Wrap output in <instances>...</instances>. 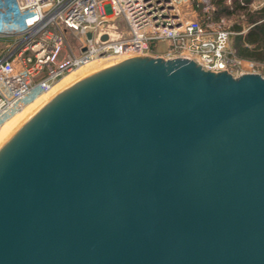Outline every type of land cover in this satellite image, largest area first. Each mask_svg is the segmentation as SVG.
<instances>
[{
    "label": "water",
    "instance_id": "obj_1",
    "mask_svg": "<svg viewBox=\"0 0 264 264\" xmlns=\"http://www.w3.org/2000/svg\"><path fill=\"white\" fill-rule=\"evenodd\" d=\"M0 264H264V75L141 54L60 89L0 143Z\"/></svg>",
    "mask_w": 264,
    "mask_h": 264
},
{
    "label": "built area",
    "instance_id": "obj_2",
    "mask_svg": "<svg viewBox=\"0 0 264 264\" xmlns=\"http://www.w3.org/2000/svg\"><path fill=\"white\" fill-rule=\"evenodd\" d=\"M200 3L201 8L197 7ZM213 0H0V125L64 74L93 59L149 55L194 58L206 69L263 75L264 61L231 46L243 14L214 17ZM232 0H227L231 6ZM243 4V3H241ZM264 0H252L247 10ZM199 8V9H198ZM121 19L126 32L113 23ZM67 32L77 53H62ZM90 33L87 38L86 33ZM106 37L102 39V36Z\"/></svg>",
    "mask_w": 264,
    "mask_h": 264
},
{
    "label": "trees",
    "instance_id": "obj_3",
    "mask_svg": "<svg viewBox=\"0 0 264 264\" xmlns=\"http://www.w3.org/2000/svg\"><path fill=\"white\" fill-rule=\"evenodd\" d=\"M244 1V3H248L250 0ZM246 5L239 4L238 0H234L233 4L229 6L224 3V0H218L213 15L214 17H230L244 11L249 23L252 25L245 34H235L231 46L242 57L264 61V7L248 13L246 12ZM234 28L240 30L239 25H235Z\"/></svg>",
    "mask_w": 264,
    "mask_h": 264
},
{
    "label": "bare ground",
    "instance_id": "obj_4",
    "mask_svg": "<svg viewBox=\"0 0 264 264\" xmlns=\"http://www.w3.org/2000/svg\"><path fill=\"white\" fill-rule=\"evenodd\" d=\"M122 59L120 57H109V58H98L89 60L76 68H73L64 76L60 77L59 80L52 85V87L45 93L34 98L30 103L27 104L20 111L13 113L14 115L7 120L2 122L0 126V143L21 123V121L27 117L32 111H34L44 101L58 92L60 89L65 87L67 84L72 82L74 79L88 73L89 71L104 66Z\"/></svg>",
    "mask_w": 264,
    "mask_h": 264
},
{
    "label": "rangeland",
    "instance_id": "obj_5",
    "mask_svg": "<svg viewBox=\"0 0 264 264\" xmlns=\"http://www.w3.org/2000/svg\"><path fill=\"white\" fill-rule=\"evenodd\" d=\"M262 7H264V5L262 6ZM262 7H260V8H262ZM260 8H258V9H260ZM258 9H255V10H258ZM254 9H250V10H246V12H248V13H250L251 11L253 12V11H255ZM238 14V13H237ZM237 14H234L233 16H230V19L231 18H235L236 17V15ZM240 14H243V20L242 21H244L245 22V24H250L249 23V21H248V19H247V16L244 14V11L243 12H241ZM239 15V14H238ZM232 20V19H231ZM113 23L117 26V29H118V31L119 32H121V33H125L126 32V26H125V24L123 23V21L121 20V19H115L114 21H113ZM235 35H233L232 37H231V42L233 41V37H234ZM78 44H79V42H78V40L71 34V32H67L66 33V36H65V41H64V45H63V49H62V53H68V52H73L74 54L75 53H77V47H78ZM120 58H125V57H120ZM68 73V72H67ZM65 75V74H64ZM63 75V76H64ZM263 75H264V72H263ZM59 80V79H58ZM57 80V81H58ZM56 81V82H57ZM55 82V83H56ZM38 97V96H37ZM32 101V100H31ZM27 106V105H26ZM25 107V106H24ZM23 107V108H24ZM20 111V110H19ZM18 112V111H17ZM14 114H11L10 116H8L7 118H5L4 120H7L8 118H10V117H12ZM2 125V124H1ZM0 125V126H1Z\"/></svg>",
    "mask_w": 264,
    "mask_h": 264
},
{
    "label": "crops",
    "instance_id": "obj_6",
    "mask_svg": "<svg viewBox=\"0 0 264 264\" xmlns=\"http://www.w3.org/2000/svg\"><path fill=\"white\" fill-rule=\"evenodd\" d=\"M217 1L218 0H213V4H214V8H216L217 7ZM233 1L234 0H232V3H231V5L233 4ZM252 0H250L248 3H250ZM238 2H239V4H241V3H243V4H248V3H244L245 1L244 0H238ZM224 3L226 4V5H229V4H227V0H224ZM197 7H199V8H201V5H200V3L198 2L197 3V5H196ZM230 6V5H229ZM198 8V9H199ZM246 10H247V8H246ZM238 15V14H237ZM217 18V17H216ZM243 20V19H242ZM238 25V24H237ZM245 25H249V24H245V22L244 21H241L240 23H239V26H240V28L242 27V26H245ZM251 25V24H250ZM241 34H245V32L244 33H241ZM249 46V45H248ZM254 59V58H253ZM257 60H259V59H257ZM260 61H263V60H260Z\"/></svg>",
    "mask_w": 264,
    "mask_h": 264
}]
</instances>
